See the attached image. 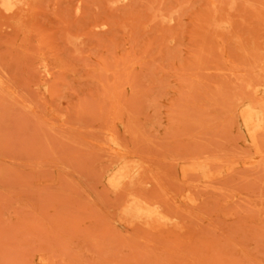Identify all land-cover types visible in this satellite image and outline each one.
Returning <instances> with one entry per match:
<instances>
[{
	"label": "rangeland",
	"instance_id": "374dc122",
	"mask_svg": "<svg viewBox=\"0 0 264 264\" xmlns=\"http://www.w3.org/2000/svg\"><path fill=\"white\" fill-rule=\"evenodd\" d=\"M0 264H264V0H0Z\"/></svg>",
	"mask_w": 264,
	"mask_h": 264
}]
</instances>
